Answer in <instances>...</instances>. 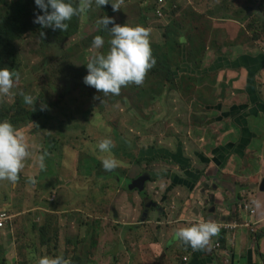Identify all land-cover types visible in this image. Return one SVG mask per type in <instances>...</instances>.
I'll use <instances>...</instances> for the list:
<instances>
[{"label": "rangeland", "instance_id": "rangeland-1", "mask_svg": "<svg viewBox=\"0 0 264 264\" xmlns=\"http://www.w3.org/2000/svg\"><path fill=\"white\" fill-rule=\"evenodd\" d=\"M16 1L0 0V13H5L9 6ZM153 1L109 0V3H116L118 5L119 9L117 11L113 12L110 5L109 9L107 7L100 11L96 7V9L92 10L94 12H87L88 16L91 12L90 16L95 12L96 14L91 18L87 16L82 17L76 37L77 44L73 45L71 51H67L64 44L55 45L48 42V44L43 46V41L40 40L33 30L28 29L22 32V37L18 44L19 48L16 51H21L24 54L26 64L24 67L20 57L21 54L18 52V61L21 63V75L15 81L14 87L8 95H0V107L10 106L16 96L26 89L34 100L33 105L28 104L29 107H33L34 104L46 106V97L38 86V78L40 77L37 74L43 75L45 79L47 78L55 84L54 88H49L51 93L52 90L60 89L64 86L66 79L69 78V70L68 67L64 68L66 64L56 59L60 50L68 53L77 74L78 70H81L86 75L87 69L85 65L97 55V49L91 46V43H85V40L95 35V32H101L102 26L97 24V20L101 16H109L106 13L110 14L115 24L123 25V23L128 22L126 25L130 27H135L138 24L146 29H151L158 36L156 45L160 47V52L162 53L163 45L166 41L164 42L161 39L160 33H162L164 27L171 31L175 40L179 35L186 34L188 40H183L187 43L184 56L179 55L182 54V50L181 46L177 45L174 51L171 50L172 58L176 57L173 62L177 64L180 62V59L186 56L187 58L197 59L198 63L196 67H186L182 70L179 69L178 65L175 70L172 69L173 75L182 76L183 73L189 75L203 73L206 76L211 73H206L205 70L197 71L198 69L201 70L198 65H206L211 56L203 52L202 57L198 59L195 53H190L189 48H192L194 51L195 44L201 45L204 38L214 34V41H218L221 46L223 44L224 51L229 52L231 46L228 45L232 43V33L235 32L234 21L230 19L227 22L223 20L218 23L213 22L212 19L228 18L236 13L238 14V18L243 21L239 29L241 31L239 38L244 39L243 47L240 51L244 52V54H255L256 59L264 61V35L262 37L258 36L261 27L258 22L254 23V21H258L259 17L264 19L258 13V11H264V3L260 2L256 6L257 0H179L176 2L173 12L167 13L169 7L166 6L165 15L161 19H158L154 17V10L152 11L151 3ZM205 5L207 11H205ZM194 7L200 10V12H195L193 10ZM255 8L258 11L253 13ZM208 13L213 17L207 18L206 15ZM253 23L254 25L252 26ZM216 25H219V27L224 26L221 31L217 32L218 28L215 27ZM103 32L104 39L109 41L111 38L110 33L107 29H104ZM167 42L172 43L169 40ZM67 43L71 45V42ZM108 47V42H105L103 53L107 52ZM162 53L159 57L157 56L158 59H160ZM43 54H46V66L42 62ZM214 54L216 55L217 53L214 51ZM152 57L155 58V56ZM238 66L230 65L226 69H232L228 71L237 72V74L233 75L234 88L230 90V93L245 95L239 97L242 103H244L245 101L248 102V98L252 99L251 95L244 92L242 77H245V71L244 69H236L239 68ZM241 67L247 69L244 65ZM77 74L73 75L75 80L66 86H72V93L70 92L71 94L63 96L58 104V107L63 109L65 113L62 119L59 118L58 112L51 109L47 111L52 117L51 121L45 123L40 118L33 122L13 125L22 133L28 150L31 153V156L26 159L24 167L19 174L25 178L33 177L35 183L27 182L23 178L13 187L6 180H0V207L3 203L11 201L15 188L19 189L24 196V208L21 211L11 209L13 206L11 208L4 207L7 209L8 214L11 215V219L4 227L3 234H0V264H22L19 258V249L12 246L18 245L20 248H23L26 243H30L32 248L36 246L41 247H36L35 251L32 249L33 256H46L47 244L45 245V240L49 241V236L55 237V234L58 235V231H56L57 223H61L63 218L75 220L78 224L82 225L91 219L99 220L95 222L101 223L102 226L87 225L78 226L77 228L81 230V233L85 237H93L95 234L101 235L100 248H103L106 244V239L113 234L124 235L127 233V237L132 236L129 227L135 229L136 226L128 224L129 222L125 220L126 214L133 212L134 215H130L128 219L134 218L133 221H135L139 217L140 208L142 207L141 197L144 196L133 190H129L130 192L133 191V193L125 196L118 189H122V184L127 182L126 178L138 177L142 172L147 170V172H151L153 169L158 168L153 163L134 162L138 148L153 145V143L161 142L166 138H175L171 135L170 130L157 128L156 126V124L163 125L162 123L168 124L176 121L175 116L170 110V107L173 106V100L169 96L170 90L175 91L174 83L166 81L164 79L165 75L162 72L149 75L148 70L147 76L145 75L141 85L129 84L126 87H121V93L124 91L122 93L124 97L121 99H115L114 97H117V95H104L97 92L94 88L86 86L82 82L83 77H77ZM181 80L180 77L179 83H181ZM202 80L203 78L200 80L195 78V83L205 87L212 86L211 80L208 77L207 82H203ZM251 80L253 81V78ZM133 87L139 90V96L132 89ZM65 88H63V91ZM209 92L210 95H214L213 91L210 90ZM200 99L199 97L196 100ZM217 113L216 108L212 112H207V121L217 116ZM185 116L186 114L182 112L180 116L182 130H179L178 137L185 141H187L188 134L192 137H199L200 133L197 129L193 130L194 134L192 135L190 132L193 131L183 128L185 126ZM56 120L60 122L57 123ZM238 120L242 121L240 117ZM230 123L232 127H237L234 116ZM114 129L116 133H114ZM207 133H210V130ZM254 133L257 135L255 141L262 142L261 131L254 130ZM116 136L117 141L120 143L123 139L128 141V151H130L131 156L130 158L124 157L126 158L124 162L118 161V167L121 169L120 175L118 174L119 178L113 175H101L102 177L98 180L100 184L116 191L117 196L120 198L119 205L114 208L113 203H104L105 206L98 208L96 198L99 196L100 201L104 200L106 191L103 192L102 189L96 190L94 188L96 185L91 180V174H100L101 170H103L101 164L97 165V162L105 154L97 151L96 145L105 138H110L113 142ZM255 141H251L249 149L258 148L259 150L251 151L250 162L254 160V165L256 163L259 166L261 175H263L264 159L262 158V154L264 153V146L257 147ZM191 147L187 142L186 151L189 154H191L193 149ZM45 152L47 153L44 161L45 169L40 170L36 164V160L40 154ZM258 161H260V164ZM250 162L247 167H244L245 165L242 163L238 167V170L246 169L253 172L255 168ZM246 170L241 171L247 172ZM74 173L75 175H73ZM146 183L150 182L147 180L144 184ZM126 185L129 186L128 183ZM151 185L150 194L156 198L161 197V193L156 195L157 189L162 187L164 191L165 186L153 185L152 183ZM259 192L264 194V192ZM14 199L16 202L22 203V196ZM70 205L74 206L73 209L67 208ZM33 206L42 207L45 212L34 209ZM113 208L117 213L116 220H114ZM123 208L126 209L125 214L121 212ZM29 218H37L40 226L37 225L33 228L31 225L25 227L16 225V222H20L21 219L24 223H27V219ZM191 221H193V226L204 222L200 218H194ZM122 222L125 225H122ZM73 228H75V225ZM132 232L138 233V230ZM115 240L118 241V238L116 237ZM113 243L115 242L109 241L107 245L109 246ZM54 244L58 247L57 242H54ZM119 249L121 257L125 256L127 252H123L121 246H119ZM110 263L114 264L113 260Z\"/></svg>", "mask_w": 264, "mask_h": 264}, {"label": "crops", "instance_id": "crops-1", "mask_svg": "<svg viewBox=\"0 0 264 264\" xmlns=\"http://www.w3.org/2000/svg\"><path fill=\"white\" fill-rule=\"evenodd\" d=\"M257 1L256 6L260 2L264 3V0ZM193 10L197 13L200 12L195 7ZM205 11H207V8H205ZM257 11V8H255L253 13ZM258 13L262 16L261 11H258ZM206 17L210 19L213 16L208 13ZM230 19L234 21L235 32L232 33V43L228 45L231 46L229 52L224 51L223 44L221 46L218 41H214V34L208 35L201 44L204 48L203 51L214 50L217 54L206 63V65H209L207 69H198L197 71L205 70L206 73H213L220 70H232L226 68H229L230 65H239V68L236 69H244L246 75L245 79H242L244 92L251 95L252 100L248 98V102L245 101L244 103L238 100H233L227 104L220 102L211 103L209 107H206V110L212 112L216 108L217 116L212 117L208 121L206 117L199 126L188 127V116L191 110L189 111L183 98L187 95L193 98L192 93L195 94L199 87H205L196 84L192 78L195 77L197 80L203 78L202 81L207 82L208 75L204 76L205 74L203 73H196V75L183 73L182 76L188 77L186 80L189 83H193V87L188 86L181 80L183 84L182 90L175 86V91L170 90L169 96L173 100V106L170 107V110L176 121L168 124L162 123L163 125L156 124L157 128L170 130L171 135L175 138H166L161 142L153 143L154 146L164 148L169 153L171 152L173 156L179 151L182 160L178 159V163H169L167 160L161 159L150 162L158 167L152 171L157 176L154 181H149L150 183L143 185L144 197H141L142 207L140 208L139 217L133 221L134 218L128 219L130 215H134L133 212L126 214L125 220L129 222L128 224L136 226L135 229L129 227L132 236L127 237V233L124 235L113 234L106 239V244L103 248H100L101 235L95 234L93 237H85L77 227L87 225L102 226L101 223L94 224L92 220L82 225L75 220L63 218L61 223H57L56 231H58V235L55 234V237L49 236V245H46L47 241L45 240L46 256L62 255L70 262L79 261L78 264H105V262L111 264L112 260L114 264H264V194L257 189L258 183L261 177H264V174L261 175L259 166L256 163L254 165V160L250 162L251 151H258L259 149H249L251 141H255L257 138L254 130H260L262 138V142L255 141V145L257 147L264 146V61L256 59L255 54H244V52L240 51L243 47L244 39L239 38L241 34L239 29L243 21L238 18L237 13L232 14L228 18L212 20L220 23L223 20L227 22ZM223 26L219 27V25H216L215 27L218 28L217 32L221 31ZM147 30L149 31L151 52L152 54L157 53L160 51V47L156 45L158 36L151 29ZM103 31L104 29L101 28V36L104 38ZM258 34L261 37L264 35L262 30ZM160 37L164 40V28L162 33H160ZM179 37H183V40H188L186 34L179 35ZM186 45L187 43L180 42L182 54L179 55L184 56ZM196 47L198 48L199 45L195 46L194 49ZM165 48L164 44L163 53L159 52L158 54L159 56L162 53L160 58L166 56ZM231 50L234 51L231 52ZM179 55L177 54V56ZM185 58L180 59V62L177 63L180 67L179 69L196 67L197 60L186 56ZM243 65L247 69L241 67ZM175 69L174 67L173 70ZM174 77L180 78L176 74ZM252 78L253 81L251 80ZM134 91L139 96V90L134 89ZM200 92L205 95L202 90ZM192 103L200 107L199 100H194ZM182 112L186 114L183 128L188 130L197 129L200 133L199 137H191L189 135L187 141L178 137L179 130H182V120L180 118ZM233 116L236 119L235 124L237 127H232L230 123ZM239 117L242 121L238 120ZM208 130H210V133H207ZM187 142L193 147L191 154L184 149V145L187 146ZM138 149L137 151L141 148ZM125 151L130 153L128 146ZM197 153L201 156L199 157ZM113 155L118 161L124 162L126 159L120 153ZM244 158H246L244 167H247L250 162L255 168L253 172L246 169L241 170H246L247 172L238 170ZM262 158L264 159V153ZM179 163L185 166L182 167V170L178 168ZM258 163L260 164V161ZM97 164H101L100 159H98ZM147 171L145 172L150 179V173ZM114 172L92 173L91 180L95 185H100L98 179L102 177L101 175L111 176ZM114 177H118V175ZM23 178L28 182V178L23 176H20L18 181ZM135 179H137V176L126 178L127 182L122 184V189H118V191L124 193L125 196L133 193V191L139 193L137 188H129L126 185L127 183L130 185ZM151 183L165 186L164 191L162 187L157 189L156 195L161 193V197L156 198L150 194ZM129 190L133 191L130 192ZM237 194H239L240 200L237 198ZM13 195L11 201L3 203L0 211L7 210L4 208L5 206L9 208L13 206L11 209L17 211H21L24 208L22 192L15 188ZM20 196H22V203H18L14 199ZM119 200L118 196H114V208L119 205ZM147 201H151V204L147 206L148 210L145 213L144 204ZM242 204H246L253 209L254 214H249L248 211L244 210ZM73 207V205H70L67 208L73 209ZM114 208L113 215L114 220H116L117 213ZM34 209L45 212L42 207H34ZM121 212L125 214L126 209H121ZM194 218H200L203 221H209L217 225L234 226L229 228V230H223L221 237L218 232L210 237L208 244L204 248L193 250L186 243L173 239V236L176 230L193 226V221L191 220ZM244 222H252V224L249 227H245L243 225ZM16 225L20 227L31 225L35 228L37 225L40 226V222L37 218H29L27 223H24L21 219L20 222H16ZM74 225L75 228H73ZM122 225H125L124 222H122ZM4 230V228H1L0 234H3ZM134 230H138V233L132 232ZM116 237L118 241L115 240ZM109 241H114L115 243L108 246L107 242ZM54 242H57L58 247L55 246ZM216 242L219 243V248L213 249V245ZM119 246L122 247L123 252H127L123 257L119 253ZM12 247L19 249V258L22 264H37L38 259L42 257L41 255H32V249L35 251L36 247H41L32 248L30 243H26L23 248L18 245ZM50 249L52 251H48ZM111 258L113 259L111 260ZM101 259L103 260L101 261Z\"/></svg>", "mask_w": 264, "mask_h": 264}, {"label": "trees", "instance_id": "trees-1", "mask_svg": "<svg viewBox=\"0 0 264 264\" xmlns=\"http://www.w3.org/2000/svg\"><path fill=\"white\" fill-rule=\"evenodd\" d=\"M173 0H167V6H169V13L170 11L173 12ZM79 3V0H72V4L75 7ZM152 4V11L155 8V2L153 1ZM176 6V4H174ZM108 7V8H107ZM109 9L110 5H105L102 8H98L100 11L101 9ZM207 8V7H206ZM96 9L95 4L93 3L89 10L92 11ZM87 12L85 14L79 15V16H74L70 21H68V28L66 31L61 32L60 30H53L50 27L42 28L39 24L33 23L34 20V14H42L40 10L35 6L34 0H17L15 3L9 6L8 10L1 14L0 13V67H7L9 68L10 71H16L19 76L21 75L20 70H21V63L18 61V52L21 54V60L23 63V66L25 67L26 61L24 58V54L21 51H16L19 47V40L21 39L22 35L21 33L24 32L25 30H33L40 38L41 41H43V46L48 44V42H51L55 45H62L64 44L66 47L67 51H71L73 45L77 44V34L79 32L80 28V21L83 16L90 17V14L94 11H92L89 16L87 15ZM96 14V12L94 13ZM110 16L109 13H106ZM262 18H264V11H261ZM165 15V14H164ZM92 16V15H91ZM155 17V16H154ZM161 19V18H158ZM114 22V21H113ZM258 24L261 27V30L264 34V19H261L259 17ZM252 24V26L254 25ZM138 25V24H137ZM136 25V26H137ZM112 27V24L108 25L110 28ZM249 26V25H248ZM250 28V26H249ZM43 32V36L40 35V33ZM164 42L166 44V48L164 49V52L166 53V56L164 58L158 59V54L160 51L157 53L152 54V56H155L154 60L155 63L153 67L149 70V75L154 74L157 72H162L165 76L164 79L166 81L174 83V86L178 89L183 88L182 81L179 83V79L175 78L172 72V69L175 67H178V64L174 63V59L172 58L171 55V50L174 51L177 45H180V37H177L175 40L171 31L169 29H165L164 27ZM96 35H101V32H95V35H93L91 38H88L85 40V43H91L92 46V40ZM258 36H260L258 34ZM261 37V36H260ZM169 40L172 43L167 42ZM105 42L106 39H104ZM67 42H71V45H69ZM192 44V43H191ZM199 44H195V46H198ZM203 46L199 45V47L192 50V48H189L190 53H195V56L200 59L202 57V53L204 52L206 55H210L211 58L215 56L213 50H207L203 51ZM100 50V51H99ZM156 52V51H155ZM103 53V47L100 49H97V54H102ZM176 53V52H175ZM158 56V57H157ZM157 57V58H156ZM210 58V60H211ZM56 59H59V62H62L63 64H66L64 68L68 67L69 70V78L66 79L64 86L60 89H55L52 90V93L50 92L49 88H54L55 84L50 81L49 79H45L43 75L37 74L38 77V86L41 88L43 91L44 96L46 97V106L42 108L39 104H34L33 107H29L28 104L24 103L23 97L21 95L16 96L12 104L10 106H3L0 107V120H6L10 122L12 125H21L22 123H27V122H33L38 119H43L44 122L51 121L52 117L49 115V110L54 109L56 112L59 114V118L62 119L64 117L65 113L63 109H60L58 107V104L60 103V100L63 96L66 94H69L70 92L72 93V86L66 87L70 82L74 81V74H77L74 70V67L72 65V61L70 59V56L68 53H65V51L60 50ZM197 60V59H194ZM209 60V61H210ZM42 62L43 65L46 66V54L42 55ZM198 63V60H197ZM209 65H198L199 68H208ZM237 74L236 71H226V70H220L217 72L209 73L208 78L211 80L212 86L211 87H199L196 90V93H192L193 98L189 97L187 95L186 97L183 98L185 103L187 104V107L189 111L191 110L190 115L188 116V127H196L199 126L201 122H203L206 117H207V112L209 113V110H206L205 107H209L211 103H216L220 102L223 104H227L232 102L233 100H238L241 102L239 99L240 96L239 94H231L230 90L233 89L234 87V81H233V75ZM67 76V75H66ZM85 76V73L81 70H78L77 77ZM147 76V75H146ZM181 79L185 84H187L190 87H193V83L187 82L186 79L188 77L186 76H180ZM246 77V75H245ZM245 77L243 76L242 79ZM192 80L195 82V77L192 78ZM222 80V81H221ZM17 81V80H16ZM66 87V88H65ZM63 88L65 90L63 91ZM133 90L135 87L132 88ZM203 91L205 95L200 92ZM213 91L214 95H210L209 91ZM199 91V92H198ZM124 91H122L123 93ZM23 93L28 94V90H24ZM70 93V94H71ZM121 91L117 97H114L115 99H121L124 97V94H122ZM68 96V95H67ZM66 96V97H67ZM238 96V97H237ZM201 98L200 101V107L193 105L192 101L196 100L197 98ZM112 99V100H115ZM230 99V100H229ZM229 100V101H228ZM137 107V106H136ZM57 123H59V120H56ZM229 121V120H228ZM55 122V120H54ZM144 123V122H143ZM193 131L194 129H190ZM114 133L115 129H114ZM192 135L194 134L193 132H190ZM189 137V134L187 138ZM192 137V136H191ZM186 138V139H187ZM123 142V143H122ZM122 142L117 141V136L115 141H113L114 147L111 149V154H117L120 153L121 156L123 155L124 157H130L131 153L126 152L125 148L129 146V143L127 140L123 139ZM181 146V144H180ZM192 148V147H191ZM184 149L187 150V146L184 145ZM182 150V148H181ZM183 154V153H182ZM197 155L200 157L201 155L197 153ZM114 156V155H113ZM157 159L161 160H167L169 163H178L177 160L180 159L182 160V157L177 151L175 155L173 156L172 153L166 151L164 148L161 147H156L154 145H148L146 147L141 148L138 153L136 154V157L134 159V162L136 163H141L144 162L145 164H149L152 161H155ZM175 163V164H176ZM98 165V164H97ZM102 167V166H101ZM182 167H185L183 164L179 163L178 168L182 170ZM114 173L112 175H120L121 169L119 167L115 168ZM103 173H107L105 170H101ZM150 173V179L148 181H154L156 178V173L155 172H149ZM20 176V174H19ZM119 177V176H118ZM96 190L102 189L103 192L106 191V197L104 200L100 201L99 196L96 198V203L98 204V208H101L102 206H105V204H110L113 203V198L114 196H117L116 191L114 189H110L109 187H106L103 184L96 185L94 187ZM108 193V194H107ZM139 194L141 196H144V188L139 191ZM237 198L240 200L239 194L236 195ZM243 205V204H242ZM238 209V208H237ZM236 209V211H237ZM7 213L8 211L5 210ZM93 220V223L96 224L98 221L96 219H91L90 221ZM97 221V222H95ZM92 227V226H91ZM224 231L220 230L218 231V235L220 234V237L222 236V233ZM99 235V234H98ZM49 244V241H47V245ZM79 261H71V264H78Z\"/></svg>", "mask_w": 264, "mask_h": 264}, {"label": "clouds", "instance_id": "clouds-1", "mask_svg": "<svg viewBox=\"0 0 264 264\" xmlns=\"http://www.w3.org/2000/svg\"><path fill=\"white\" fill-rule=\"evenodd\" d=\"M176 2L177 0L172 1L173 8ZM93 3L98 8L111 5L113 12L119 9L116 3H109V0H79L75 7L72 0H34L35 6L42 14H34L33 23L39 24L42 28L50 27L63 32L68 28V21L74 16L85 14ZM97 24L110 33L109 47L106 53L97 54L85 65L87 74L82 82L104 95H119L121 87L129 84L141 85L146 73L155 63L149 42V31L139 25L130 27L126 24H115L113 18L107 15L101 16ZM109 24H112L111 28H108ZM40 35L43 36V32ZM180 42H184L183 37L180 38ZM104 43L101 35H96L92 40V46L96 49L102 48ZM18 79L19 74L16 71L0 67V95H8ZM20 95L24 103L33 105L32 96L23 92ZM113 147L110 138L102 139L96 145L98 151L105 154L101 158V166L105 171H112L118 167V160L111 154ZM46 155V152L42 153L36 160L40 170L45 169ZM30 156L22 133L10 122L0 120V180H6L14 187L20 178L19 173L26 159ZM28 182L35 183V180L33 177H28ZM217 232L218 227L215 223L202 222L176 230L173 239L186 243L193 250H199L204 248L210 237ZM37 264H71V262L62 255H56L42 256Z\"/></svg>", "mask_w": 264, "mask_h": 264}, {"label": "built area", "instance_id": "built-area-1", "mask_svg": "<svg viewBox=\"0 0 264 264\" xmlns=\"http://www.w3.org/2000/svg\"><path fill=\"white\" fill-rule=\"evenodd\" d=\"M166 0H154L155 2V8H154V16L156 18H162L165 14V9H166ZM242 208L246 211L249 212V214H254V210L249 208L248 205L244 204ZM10 220V215L6 211H0V229L4 228L8 221ZM204 222H209V221H204ZM252 224V222H244L245 227H249ZM217 225V224H216ZM234 225H217L218 230H229V228H232ZM219 248V243L216 242L213 245V249H218ZM185 259V258H183Z\"/></svg>", "mask_w": 264, "mask_h": 264}, {"label": "water", "instance_id": "water-1", "mask_svg": "<svg viewBox=\"0 0 264 264\" xmlns=\"http://www.w3.org/2000/svg\"><path fill=\"white\" fill-rule=\"evenodd\" d=\"M243 163H246V158L243 159ZM149 179V175L144 172L142 173L139 177H137V179L133 180L132 183L129 185V188H137L138 191H141L143 189V185L144 183ZM258 190L261 192H264V177H262L258 183ZM151 204V201H147L144 204V211L145 213L147 212L148 208L147 206H149Z\"/></svg>", "mask_w": 264, "mask_h": 264}]
</instances>
